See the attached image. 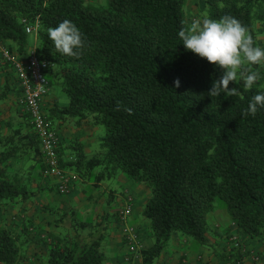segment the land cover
<instances>
[{
	"label": "trees",
	"instance_id": "1",
	"mask_svg": "<svg viewBox=\"0 0 264 264\" xmlns=\"http://www.w3.org/2000/svg\"><path fill=\"white\" fill-rule=\"evenodd\" d=\"M186 4L187 0H0V43L23 56L32 35L25 29L38 24L32 36L39 44V59L50 64L46 79L67 100L46 115L74 120L78 127H104L96 155L87 159L75 143V161L64 165L59 155L61 168L96 185L122 174L150 189L142 215L150 223L153 243L140 251L141 264H153L173 233L188 237L194 250L206 246L216 200L225 204L226 224L237 232L230 231L228 240L236 237L240 243L256 244L263 249L264 261V108L256 115L246 114L249 101L264 92V85L247 89L238 77L229 84L230 90L237 89L236 95H209L223 70L182 45L178 32L189 28ZM226 15L239 20L258 46L256 24L264 27V0H205L204 18ZM64 19L72 21L85 40L78 57L60 54L48 38V29ZM243 67L260 74L261 65ZM32 131L22 137L25 143L16 141L14 132L0 150V207L37 194V188H31V173L40 171L41 176L45 165ZM10 160L26 166L28 175L23 177L21 166L10 168ZM98 168L101 171L94 174ZM68 218L69 231L53 237L39 264H106L108 214L86 234L91 220L81 221L75 214ZM55 225L62 226L58 221ZM28 235L26 227L0 228V264L27 260ZM239 250L232 245L226 257L231 264L244 257Z\"/></svg>",
	"mask_w": 264,
	"mask_h": 264
},
{
	"label": "crops",
	"instance_id": "2",
	"mask_svg": "<svg viewBox=\"0 0 264 264\" xmlns=\"http://www.w3.org/2000/svg\"><path fill=\"white\" fill-rule=\"evenodd\" d=\"M1 47L3 46L0 43V49ZM38 47L39 44L36 37L32 36V38H29L26 54L20 56V58L26 60L30 53L33 51L37 52L36 50ZM8 70L0 63V97L3 95V97L0 98V142L2 143L0 144V150L7 147V144H4V142L8 140L7 138H9L14 132H16L14 134L16 135L15 140L18 141L19 138L21 141L18 142L23 143H25L26 139H23L22 137L33 132L28 125L22 107L18 105L19 88L16 78L13 72ZM66 103L67 100L64 102L61 97H59L58 92L54 93L52 87L49 86L48 93L43 99L45 112L49 113L50 109L56 104L64 105ZM50 121L57 134L56 137L59 138V155L64 165L75 161L77 151L75 143L80 145L81 150L87 159H90L98 153V151L90 144L95 130L93 125H81L78 127L74 124V120L50 119ZM11 164H14L13 160L10 162V165ZM67 171L72 173L70 168H67ZM100 171L101 170L98 168L95 169L93 173H99ZM35 173L38 175V171H35L33 174ZM39 178L37 180L33 179L31 182V188L34 190L37 188L36 190L39 191H37L38 195L36 197L42 196V198H49L50 200L55 201H63V199H65L66 201L73 203L76 208L80 205L78 208L81 209L88 206L85 210L77 212L80 215L84 214L85 211L90 213L95 211L96 213L101 209L103 214H109V227L106 232L105 240L103 241L106 264H126L125 259L127 258V247L118 228V215L120 210L127 204V199H131L132 202L129 224L139 231L144 249L149 248L152 245L153 239L148 220L142 215V209L145 207L150 193L145 185L135 184L126 179L122 174L115 176L111 180L105 178L97 185L89 182H82L83 180L78 178L70 193L61 196L58 194L56 195V192L49 187L51 181L49 178L47 179L44 177L43 171L42 175H39ZM95 199L100 200L99 202L97 201V203H100L99 206L101 209L96 203L92 202V200ZM109 199L111 200L110 204L108 202ZM29 200L22 202V204L25 203L26 205L31 206L30 204L32 201ZM23 205L21 208H23ZM27 209L28 207L25 208V210ZM69 209L71 208L69 207ZM63 210L66 211V209H62V211ZM64 214H67V212H64ZM20 217L22 219L27 218L25 215H21ZM231 232L235 234L234 230ZM228 235H230L229 229H226L224 236L223 234H220V236L224 237L221 247L223 252H226L227 255L232 247V244L227 238ZM216 245L217 243L211 236L210 242L206 246L199 247L191 253L192 245L190 239L179 233H173L168 247L153 264H220L218 261L220 255L216 249ZM246 247L247 246L244 247L245 264H255L251 258V254L253 253L251 252V250H253L251 245L247 248ZM224 257L225 256L220 257L222 261H224ZM227 262L231 264L230 260ZM132 264H141L140 258L133 260Z\"/></svg>",
	"mask_w": 264,
	"mask_h": 264
},
{
	"label": "rangeland",
	"instance_id": "3",
	"mask_svg": "<svg viewBox=\"0 0 264 264\" xmlns=\"http://www.w3.org/2000/svg\"><path fill=\"white\" fill-rule=\"evenodd\" d=\"M91 3L94 4H104L106 0H88ZM185 15L186 19L188 22L189 27L191 26L192 22L196 19H202L205 16V0H187V4L185 7ZM256 30H257V41H258V47L264 48V27L261 26L260 23L256 24ZM30 38H32V35H30ZM1 63V61H0ZM2 64V63H1ZM260 74H259V79L256 82L258 86H263L264 85V64H260ZM7 70L9 67L6 68ZM10 70V69H9ZM8 70V71H9ZM52 91L54 93L58 92L59 97L65 102L66 97L64 94H62L57 88L52 87ZM94 127V136L91 139L90 144L95 148L97 151L100 150V143L104 139L105 135V130L103 126L99 125H93ZM22 168L21 172L24 171V168L26 166L20 165ZM19 163H14L10 165L11 167L17 168L20 167ZM35 172V171H34ZM33 172V173H34ZM37 172V171H36ZM31 173V174H33ZM40 174V171H38V175ZM23 177H25L27 174V171L25 170L22 173ZM38 175L35 173L33 174L34 180H37ZM111 180V179H110ZM85 183H88L86 181H82ZM149 192L150 189L148 188ZM55 191V190H54ZM39 192V191H38ZM56 192V191H55ZM56 195H60L59 193H55ZM38 194L35 196L31 197L30 200L31 206L26 205L25 203L22 204V202L16 201L14 203H8L3 207H0V228L1 227H6L14 231H19L22 228L26 227L27 232H29L30 235H28L29 238H31L30 242H27L25 244V250H24V255L27 258L26 261H24L23 264H39L40 261L44 260L47 256L48 253V248L50 245V242L52 241L54 236L57 235H63L66 232H68V228L70 226L71 221L69 220L68 216L70 214H75L78 218L81 219V221H87L91 220V225L88 226L84 230V234L88 233L89 231L93 230L95 226L100 222V217L103 214V211H101V207L99 206L100 203L99 199L92 200V202L96 203L100 207L101 210L93 212H88L85 211L84 214H78L77 212L85 210L86 207L84 208H78L80 205L76 206L71 203L70 201H66L63 199V201H55V200H50L49 198H42V196L36 197ZM55 196V195H54ZM64 196V195H61ZM128 196V195H126ZM37 199V200H36ZM29 200V201H30ZM85 204V203H83ZM23 205V208H21ZM25 206V207H24ZM225 204L222 201L216 200L215 206L213 207L214 214H210L211 216L209 217V232L212 236V239L217 243L216 249L220 255V257H224V261L221 260L219 257V263L220 264H229L228 259L226 257L228 256L226 252H223L221 244L223 240V236L225 234L226 229H229L230 231H235L236 229H233L232 226H228L226 224V221L228 220L227 217V211L224 208ZM28 207L27 210L25 208ZM69 207L71 209H69ZM62 209H66L67 212V217H62L63 211ZM69 209V210H68ZM28 211V212H24ZM89 213V214H87ZM105 213V212H104ZM18 215V217H17ZM25 215L27 218L22 219L20 216ZM109 215V214H108ZM130 216V215H129ZM226 220V221H225ZM59 222L62 224L61 227L56 226L55 223ZM109 221L106 224V228L108 230L109 227ZM126 224L131 226L129 224V217L126 221ZM149 228H150V223L148 222ZM120 224L118 225V228L120 230L121 234V229H120ZM107 232V231H106ZM218 233V234H217ZM237 233V232H236ZM220 234H223V236H220ZM231 234V233H230ZM122 235V234H121ZM123 238V236H122ZM188 238V237H186ZM124 239V238H123ZM189 239V238H188ZM191 241V240H190ZM126 244V243H125ZM242 244V245H241ZM192 245V242H191ZM252 249L251 252V257L256 256L258 257L257 261H254L255 264H264L263 259L260 258V252H263V249L258 247L256 244H250ZM249 244H244L240 243V248H242V251L245 252L244 247L245 246H250ZM246 247V248H247ZM194 251L193 245L191 248V253ZM240 252V251H239ZM258 255H257V254ZM29 258V259H28ZM226 260V262H225Z\"/></svg>",
	"mask_w": 264,
	"mask_h": 264
},
{
	"label": "clouds",
	"instance_id": "4",
	"mask_svg": "<svg viewBox=\"0 0 264 264\" xmlns=\"http://www.w3.org/2000/svg\"><path fill=\"white\" fill-rule=\"evenodd\" d=\"M178 36L186 50L223 70L222 76L213 81L210 96H220L225 92L236 95L237 89L230 90L229 84L235 82L238 77L243 80L247 89L253 88L260 78L257 72L243 66L245 63L264 64V48L254 46L248 29L235 17L226 15L219 20L207 17L196 19L189 28L181 29ZM48 38L55 50L62 55L78 57L80 50L85 47L82 33L68 19L50 27ZM175 85L178 88L180 81L176 80ZM258 108H264V92L252 97L246 114L256 115ZM239 251H242V248Z\"/></svg>",
	"mask_w": 264,
	"mask_h": 264
},
{
	"label": "built area",
	"instance_id": "5",
	"mask_svg": "<svg viewBox=\"0 0 264 264\" xmlns=\"http://www.w3.org/2000/svg\"><path fill=\"white\" fill-rule=\"evenodd\" d=\"M38 24L27 26V34L35 35ZM0 61L6 63L13 72L18 88V105L22 107L28 117L31 128L36 133L39 140L41 155L43 157L45 168L43 175L49 178L50 185L54 187L60 195L70 193L78 177L69 171L61 168L59 162V138L53 128L52 122L47 117L43 99L49 90V83L46 79V73L50 67L47 61L39 59L37 52L33 51L26 60L19 55L9 51L5 47L0 49ZM132 202L127 199V204L120 210L118 221L120 224L121 234L127 247L126 264H132L133 260L138 259L140 251L144 249L143 241L139 231L134 226H129L126 221L131 214ZM230 242L235 248H240V242L233 237ZM257 261L258 257H251ZM232 264H245L244 258L235 261Z\"/></svg>",
	"mask_w": 264,
	"mask_h": 264
}]
</instances>
